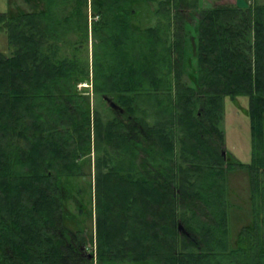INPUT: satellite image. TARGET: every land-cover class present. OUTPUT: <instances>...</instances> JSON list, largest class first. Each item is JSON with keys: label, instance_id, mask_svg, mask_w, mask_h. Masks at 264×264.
I'll return each mask as SVG.
<instances>
[{"label": "trees", "instance_id": "trees-1", "mask_svg": "<svg viewBox=\"0 0 264 264\" xmlns=\"http://www.w3.org/2000/svg\"><path fill=\"white\" fill-rule=\"evenodd\" d=\"M43 2L0 12V264H95L81 249L94 239L97 264H264V162L250 165L254 221L231 248L225 171L237 164L219 127L223 97L247 96L261 149L264 4ZM193 9L197 66L180 81ZM85 82L123 114L93 109Z\"/></svg>", "mask_w": 264, "mask_h": 264}, {"label": "rangeland", "instance_id": "rangeland-1", "mask_svg": "<svg viewBox=\"0 0 264 264\" xmlns=\"http://www.w3.org/2000/svg\"><path fill=\"white\" fill-rule=\"evenodd\" d=\"M221 1L224 0H200V6L205 8L209 7L210 4L213 5L215 3H220ZM88 4L89 6L87 5L86 8L87 21L88 23H90V3ZM43 8V0H0V12H6L10 15H17L24 12H37L39 10H42ZM68 10L69 8H64L61 11L59 9V14L63 13L66 15L68 14ZM197 16L198 14L196 9L191 10L186 17L185 22L182 24V26L186 28L187 37L186 42L184 43L186 45V51L185 54L182 55V61L183 64H185V67L183 66L181 70V72H183H180V81H186L188 70L190 68H196L197 66V59L192 53V49L190 46L192 45V48H194V43L196 40ZM181 23L182 22L179 21V25H181ZM179 25L176 24V27H178ZM77 39L78 36L74 33L66 35V41L71 42ZM7 44L8 43L5 34L0 31V52H3L5 54L10 53ZM92 44L93 40L91 38L90 32H88L87 49L84 47L81 51H84L82 56L87 57L89 62L91 60ZM62 51L65 54L69 55L73 50L68 46H62ZM159 76H161V74ZM86 83L87 82L81 83L78 85V87L89 88L92 108L99 112L105 118L113 117L114 114L117 115V112L113 111L108 106L107 102H105L104 98L101 95L93 93L91 84ZM154 103V100L150 99V102L143 101L140 105H144V107H150V105ZM148 111H151V109L148 108ZM219 127L223 133V149L225 152L224 155L227 156V159L230 162L237 164L226 169L225 171L226 200L228 204V239L229 246L231 248H234L237 245L238 236L242 228L251 225L254 221L250 165L254 163L255 157L257 155H261L264 162V114L262 116L261 149H258L256 147L255 137L252 133L249 118V100L247 96H236L232 98L225 95L223 97L222 117L219 123ZM93 157L94 156L92 153L91 178L92 174L94 173Z\"/></svg>", "mask_w": 264, "mask_h": 264}, {"label": "flooded vegetation", "instance_id": "flooded-vegetation-1", "mask_svg": "<svg viewBox=\"0 0 264 264\" xmlns=\"http://www.w3.org/2000/svg\"><path fill=\"white\" fill-rule=\"evenodd\" d=\"M99 95H101V94H99ZM101 96L104 98L105 102H107L106 99H105V96H103V95H101ZM120 114H123V113H120ZM69 229L72 231L71 228H69ZM72 233H73V231H72ZM92 244H94V246ZM92 244H90L88 241H86V245L85 246L84 245H81V249L83 250L84 254L88 258H91L92 257L93 260H94V262H95V264H97L96 252H95V244H96L95 239H94V243H92ZM92 249H94V252L93 253H92Z\"/></svg>", "mask_w": 264, "mask_h": 264}, {"label": "crops", "instance_id": "crops-1", "mask_svg": "<svg viewBox=\"0 0 264 264\" xmlns=\"http://www.w3.org/2000/svg\"><path fill=\"white\" fill-rule=\"evenodd\" d=\"M220 3L221 4H233L239 7H250L254 3L264 4V0H258V1H255V0H224V1H221Z\"/></svg>", "mask_w": 264, "mask_h": 264}, {"label": "water", "instance_id": "water-1", "mask_svg": "<svg viewBox=\"0 0 264 264\" xmlns=\"http://www.w3.org/2000/svg\"><path fill=\"white\" fill-rule=\"evenodd\" d=\"M106 101H107V104L108 106L115 112H118V113H122L123 112V109L117 104L115 103L113 100H111L110 98L108 97H105ZM225 152H223L224 154ZM178 228L180 231H183L185 232L183 226L181 224L178 225Z\"/></svg>", "mask_w": 264, "mask_h": 264}]
</instances>
